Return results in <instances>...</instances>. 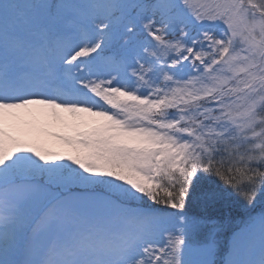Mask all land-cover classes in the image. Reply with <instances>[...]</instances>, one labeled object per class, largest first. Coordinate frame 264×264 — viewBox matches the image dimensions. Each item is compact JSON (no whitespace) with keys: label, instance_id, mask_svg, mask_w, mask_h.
<instances>
[{"label":"snow or ice","instance_id":"snow-or-ice-1","mask_svg":"<svg viewBox=\"0 0 264 264\" xmlns=\"http://www.w3.org/2000/svg\"><path fill=\"white\" fill-rule=\"evenodd\" d=\"M0 264H264V0H0Z\"/></svg>","mask_w":264,"mask_h":264},{"label":"trees","instance_id":"trees-1","mask_svg":"<svg viewBox=\"0 0 264 264\" xmlns=\"http://www.w3.org/2000/svg\"><path fill=\"white\" fill-rule=\"evenodd\" d=\"M53 144H56V142L59 143V141L55 140L54 138H51ZM48 145L49 147L53 148L55 145ZM219 214H222L226 217H230L232 221L241 222L244 218L243 212L238 208H223L217 210Z\"/></svg>","mask_w":264,"mask_h":264},{"label":"rangeland","instance_id":"rangeland-1","mask_svg":"<svg viewBox=\"0 0 264 264\" xmlns=\"http://www.w3.org/2000/svg\"><path fill=\"white\" fill-rule=\"evenodd\" d=\"M51 131H53V132H59V131H62L60 128H52L51 129ZM53 144V142H52V139H51V137H49V139H48V145H52ZM53 145H55L52 149L53 150H55V151H60V150H62V146L60 145V142L58 143V142H56V144H53ZM240 223V222H239ZM238 222H236V221H234L233 222V224L235 225V224H239Z\"/></svg>","mask_w":264,"mask_h":264}]
</instances>
